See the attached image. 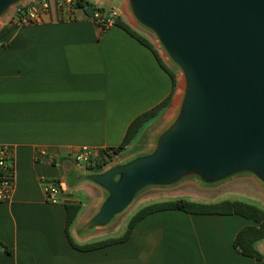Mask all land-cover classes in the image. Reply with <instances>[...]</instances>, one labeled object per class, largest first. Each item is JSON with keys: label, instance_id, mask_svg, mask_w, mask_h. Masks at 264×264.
Segmentation results:
<instances>
[{"label": "crops", "instance_id": "0c3cea01", "mask_svg": "<svg viewBox=\"0 0 264 264\" xmlns=\"http://www.w3.org/2000/svg\"><path fill=\"white\" fill-rule=\"evenodd\" d=\"M48 1L50 11L42 22L12 25L0 38V147L7 151L14 182L10 199L0 201V264H264L232 247L242 227L256 225L237 214L157 211L140 220L123 242L86 251L70 245L65 230L69 202L81 206L69 228L77 244L121 235L85 240L108 226L77 234L105 192L90 181L68 186L66 177L74 170L89 171L73 160L74 154L83 147L97 155L118 146L129 123L170 93L171 78L154 53L118 25L101 31L81 9L68 18L55 0ZM102 1L92 2L105 10L116 7L118 18L139 32L126 18L124 0ZM180 88L176 82L168 105L110 165L145 149L142 135L171 119ZM59 180L64 193L56 202L47 201L43 187ZM75 187L79 199L72 197ZM257 248L264 254V239Z\"/></svg>", "mask_w": 264, "mask_h": 264}, {"label": "water", "instance_id": "95a60500", "mask_svg": "<svg viewBox=\"0 0 264 264\" xmlns=\"http://www.w3.org/2000/svg\"><path fill=\"white\" fill-rule=\"evenodd\" d=\"M23 1L0 0V18ZM124 1L179 69L182 91L146 153L66 177L105 192L80 236L109 226L140 189L189 174L213 183L245 171L264 185V0Z\"/></svg>", "mask_w": 264, "mask_h": 264}, {"label": "trees", "instance_id": "16d2710c", "mask_svg": "<svg viewBox=\"0 0 264 264\" xmlns=\"http://www.w3.org/2000/svg\"><path fill=\"white\" fill-rule=\"evenodd\" d=\"M76 6L84 12L85 17L87 18H89L95 10H105L104 7L97 6L90 0H76ZM115 24L124 29L129 35L137 39L140 43L148 47L154 53L159 64L170 75L171 90L166 98H164L160 103L137 115L129 123L125 135L118 146L111 148L110 152L99 150L96 158H94L92 162L89 158V163L87 164L86 168L92 171L103 169V167L112 160L115 154L123 150L136 137L142 126L149 120L156 117L168 105L171 100V95L176 87L175 73L163 63L158 55L157 50L153 47V44L145 36L134 30L128 23H126L122 19H115ZM11 26L12 25L7 24L0 28V38L8 32ZM80 208L81 206L79 203L69 202L65 204L66 235L70 245L78 250H93L108 246L113 243L123 242L129 237L134 226L147 215L157 211L176 209L194 214H237L253 221L256 225H246L236 233L232 241V247L238 253L244 256H249L258 260L264 259V254H262L257 248V243L264 239V209L259 207L258 205L251 204L245 201L222 200L218 202H200L179 197L170 200L153 202L142 206L129 218L124 232L121 235L85 244H77L72 240L69 234V228L74 223L80 211ZM5 249L7 250V248Z\"/></svg>", "mask_w": 264, "mask_h": 264}, {"label": "rangeland", "instance_id": "374dc122", "mask_svg": "<svg viewBox=\"0 0 264 264\" xmlns=\"http://www.w3.org/2000/svg\"><path fill=\"white\" fill-rule=\"evenodd\" d=\"M95 1V0H92ZM116 4H119V0H112ZM102 3H107V1H102ZM114 7V6H113ZM116 8V7H115ZM127 16L126 18L128 21L133 25L134 28H136L140 34L143 36H147L150 38V40L153 42V44L156 46L157 50H159L160 54L162 55L165 65H167L173 72L175 73V77L177 78L178 84H180V92L182 91V75L179 71V69L171 62V60L168 58L160 44L158 43L155 36L148 31L147 29L143 28L137 22L133 19L131 16L128 7H126ZM7 23V16L4 15L2 18H0V28L3 27ZM162 128V125L157 126L152 130V132L149 135H146L149 131H147L145 134L142 135L140 141L142 140L147 142V146L145 149L139 151L135 156L142 155L146 153L152 146L155 136L157 132ZM110 152V151H109ZM96 154L91 153L90 160L91 162L96 158ZM117 158L116 161H119ZM112 160L105 165L103 168L110 165ZM89 163V160L86 162H80L81 166L86 167ZM197 176L194 174H189L187 176L182 177L179 181L169 185H153L155 186V191H148L149 189L144 187L136 193L134 199L130 203V205L126 208V210L121 213L118 217H114L113 222L107 227V231H103L104 233L100 232L99 230H96L95 232H100L96 235L90 236L85 240H96L101 239L104 237L119 235L124 232V229L126 227L127 221L129 218L142 206H145L147 204L157 202V201H164V200H170L175 198H184L189 199L195 198L200 201H212V202H218L222 200H241L245 201L251 204L258 205L259 207L264 209V185L259 183L256 178L249 172H238L230 177H227L225 179L219 180L217 182L213 183H202L199 180H197ZM195 180V181H194ZM160 186V187H156ZM169 187V189H168ZM154 188V187H153ZM76 190V191H75ZM64 192L60 193L63 194ZM79 190L78 187L74 188L72 197L75 199H79ZM181 194L180 196H175Z\"/></svg>", "mask_w": 264, "mask_h": 264}, {"label": "built area", "instance_id": "2783aa9c", "mask_svg": "<svg viewBox=\"0 0 264 264\" xmlns=\"http://www.w3.org/2000/svg\"><path fill=\"white\" fill-rule=\"evenodd\" d=\"M56 7L66 12L68 18L73 17L74 11L80 9L76 6V0H55ZM50 11L48 0H37L34 2L23 1L14 5L6 14L9 25H23L42 22L44 16ZM118 18V10L115 7L104 11L95 10L89 17L96 27L104 31L115 24ZM91 157L88 148L83 147L73 156L77 163L86 162ZM13 171L8 163V155L5 148L0 147V201L9 200L13 190ZM45 198L49 202L58 201L59 194L65 191L62 181H49L43 187Z\"/></svg>", "mask_w": 264, "mask_h": 264}]
</instances>
